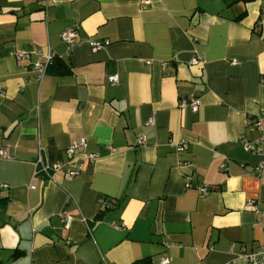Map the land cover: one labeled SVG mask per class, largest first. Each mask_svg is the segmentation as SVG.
<instances>
[{
  "label": "crops",
  "instance_id": "obj_1",
  "mask_svg": "<svg viewBox=\"0 0 264 264\" xmlns=\"http://www.w3.org/2000/svg\"><path fill=\"white\" fill-rule=\"evenodd\" d=\"M48 50L65 72L39 82ZM82 137L77 153L99 156L71 176ZM260 138L264 150V0H0V264H247L264 244L248 205L264 206V155L242 139ZM41 149L63 164L48 181L34 177Z\"/></svg>",
  "mask_w": 264,
  "mask_h": 264
},
{
  "label": "built area",
  "instance_id": "obj_2",
  "mask_svg": "<svg viewBox=\"0 0 264 264\" xmlns=\"http://www.w3.org/2000/svg\"><path fill=\"white\" fill-rule=\"evenodd\" d=\"M79 37V29L78 28H69L64 30L61 33V38L66 44L68 49H72L75 46H78L82 42L78 40ZM109 41L103 40V39H96L91 40L90 44L93 50H99L105 46L106 43ZM16 59L22 60V59H31L32 53L26 50H20L16 52L15 55ZM54 57V53L51 50H48V53H45L44 59L45 61H36L32 63V67L36 72V77L39 82L42 81L44 76L47 73V68L49 63L52 61ZM236 63L237 61L234 60ZM202 63V60L199 57H194L191 61V64L194 65H200ZM109 81L112 84H117L119 81V77L117 74L109 75L108 77ZM179 107L181 109L190 108L193 111L197 112L200 107V100L199 98H193V99H181L179 103ZM262 117L255 118L252 120H249V125L254 126H262ZM154 116H151L147 124H153L154 123ZM263 138L256 139V140H248V139H242V143L244 145V148L247 151H256L260 155H264V150L261 148ZM147 139L145 135H140L138 137V144L144 145L146 144ZM87 146V140L85 137H82L80 139H77L70 143V145L66 149V153L68 155V164L69 169L67 170V173L71 176H77L81 173L84 165V160L87 158L91 161H95L99 154L97 152H83L81 154H78L77 151L80 148H86ZM178 150H183L184 146L182 144L178 145ZM44 149H41L40 155L38 159L35 162V178H43L44 180L48 181L52 178V171L55 169H61L63 167V164L58 163L56 165H52L45 159V153L43 151ZM0 156L1 157H9V151L8 148H0ZM256 170L258 173L264 172V159H262L259 164L256 167ZM187 187H192V178L188 177L186 182ZM32 188L35 187V182L31 185ZM197 190L204 196L208 195L211 191V186L207 183H201L199 185H196ZM107 203L105 200L101 199V205L105 206ZM248 205L255 206V211L259 214V225L264 229V206H261L260 201L257 199H250L248 201ZM64 223L67 227L71 224V218L66 217L64 219ZM245 260L247 264H264V244L258 247L255 251L248 253L245 255ZM171 258L168 255H165L162 257L160 264H170ZM230 264V263H228Z\"/></svg>",
  "mask_w": 264,
  "mask_h": 264
},
{
  "label": "trees",
  "instance_id": "obj_3",
  "mask_svg": "<svg viewBox=\"0 0 264 264\" xmlns=\"http://www.w3.org/2000/svg\"><path fill=\"white\" fill-rule=\"evenodd\" d=\"M60 61L61 60H58L57 58H55V55H54V57H53V59H52V61L49 63V65H48V68H47V70L49 71H52V72H54V73H64L65 71L61 68V67H59V65H60ZM62 62V61H61ZM67 71V70H66ZM109 207H107V204L105 205V206H101L100 207V212H99V215H98V217L99 216H102L106 211H107V209H108ZM134 264H136V263H134Z\"/></svg>",
  "mask_w": 264,
  "mask_h": 264
}]
</instances>
